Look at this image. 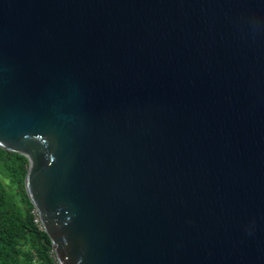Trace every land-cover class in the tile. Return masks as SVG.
Returning a JSON list of instances; mask_svg holds the SVG:
<instances>
[{"label": "water", "instance_id": "95a60500", "mask_svg": "<svg viewBox=\"0 0 264 264\" xmlns=\"http://www.w3.org/2000/svg\"><path fill=\"white\" fill-rule=\"evenodd\" d=\"M0 148L58 264H264V0H0Z\"/></svg>", "mask_w": 264, "mask_h": 264}, {"label": "trees", "instance_id": "16d2710c", "mask_svg": "<svg viewBox=\"0 0 264 264\" xmlns=\"http://www.w3.org/2000/svg\"><path fill=\"white\" fill-rule=\"evenodd\" d=\"M0 264H58L23 186L26 158L0 148Z\"/></svg>", "mask_w": 264, "mask_h": 264}, {"label": "built area", "instance_id": "2783aa9c", "mask_svg": "<svg viewBox=\"0 0 264 264\" xmlns=\"http://www.w3.org/2000/svg\"><path fill=\"white\" fill-rule=\"evenodd\" d=\"M32 212L35 215L34 222L38 225L39 228H42L36 209L34 208Z\"/></svg>", "mask_w": 264, "mask_h": 264}, {"label": "rangeland", "instance_id": "374dc122", "mask_svg": "<svg viewBox=\"0 0 264 264\" xmlns=\"http://www.w3.org/2000/svg\"><path fill=\"white\" fill-rule=\"evenodd\" d=\"M0 170H1V169H0ZM0 175H1V178H2V177H3V174L1 173V171H0ZM2 180H3V182H4V183H6V182H7V179H6V178H4V177L2 178Z\"/></svg>", "mask_w": 264, "mask_h": 264}]
</instances>
